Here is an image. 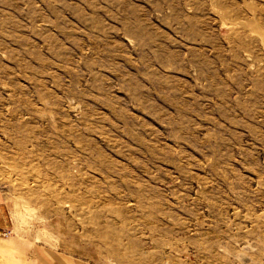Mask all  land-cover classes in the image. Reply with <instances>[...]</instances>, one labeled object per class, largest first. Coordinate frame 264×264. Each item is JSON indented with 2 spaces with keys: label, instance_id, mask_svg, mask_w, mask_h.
I'll return each mask as SVG.
<instances>
[{
  "label": "rangeland",
  "instance_id": "rangeland-1",
  "mask_svg": "<svg viewBox=\"0 0 264 264\" xmlns=\"http://www.w3.org/2000/svg\"><path fill=\"white\" fill-rule=\"evenodd\" d=\"M0 264H264V0H0Z\"/></svg>",
  "mask_w": 264,
  "mask_h": 264
}]
</instances>
